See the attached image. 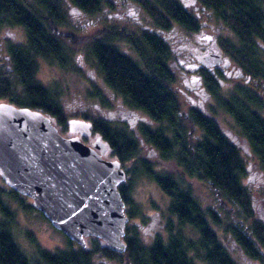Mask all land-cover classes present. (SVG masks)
<instances>
[{"label": "trees", "instance_id": "1", "mask_svg": "<svg viewBox=\"0 0 264 264\" xmlns=\"http://www.w3.org/2000/svg\"><path fill=\"white\" fill-rule=\"evenodd\" d=\"M132 1L147 13L154 28L135 31L104 24L93 33L76 36L66 31V8L91 14L106 6L113 8L114 3L110 0H0V30L19 25L25 33L24 41H7L2 46L4 54L0 55L6 60V66L0 68V100L39 108L51 116L57 127L67 128L68 118L60 101V91L38 79L37 67L39 59L66 67L72 63V54L64 40H69L71 45L85 43L84 54L95 62L104 86L118 95L125 106L142 111L144 116L136 124L140 138L123 123L114 124L100 116L88 118L84 114L82 117L90 121L92 130L109 145L120 164L135 157L133 166L146 169L168 196L165 237L156 234L148 244L141 239L137 223L129 221L140 214L139 206L134 205L137 210L125 209L128 221L124 226L123 251L113 250L98 237L88 236L87 246L79 244L77 248L53 251L40 248L39 257L47 264H92L95 252L103 259L100 264H196L197 261L238 264L213 227L223 225L245 257L264 264V222L256 216L253 198L243 181L246 163L215 115L219 107L232 118L264 170L263 97L240 84L222 95L216 76L206 73L204 84L216 107H211L209 113L194 106L184 111L173 87L176 70L172 43L177 37L176 24L194 32L199 29V20L179 0ZM198 1L204 6L209 21L218 27V46L245 76L260 79L264 84L263 0ZM118 42L126 43L135 57L123 51ZM90 95L97 97L100 105L109 106L102 89L94 88ZM141 139L156 148L163 160L172 159L181 168L182 176L204 182L221 208L232 212L236 206L243 217L237 216L236 223H224L211 206L201 205L181 176L154 170L138 156ZM118 189L126 205L130 185L121 183ZM3 192L0 186L1 208L5 206L1 200ZM11 192L16 194L13 189ZM185 226L196 235H187ZM0 264H34L14 235L1 224Z\"/></svg>", "mask_w": 264, "mask_h": 264}, {"label": "rangeland", "instance_id": "2", "mask_svg": "<svg viewBox=\"0 0 264 264\" xmlns=\"http://www.w3.org/2000/svg\"><path fill=\"white\" fill-rule=\"evenodd\" d=\"M119 0H113L117 3ZM264 2V0H263ZM192 9V8H191ZM200 11V8H198ZM68 12V23L66 24V31L72 32L78 36L82 33H93L97 31L102 25L107 24L115 28H125L129 30H139L143 27L154 28L151 18L142 9L138 3L132 0H124L120 7L115 8H101L100 10L91 14L77 11L73 8H66ZM190 10V8L188 9ZM206 12L201 11L199 14V22L203 23L209 20L206 19ZM203 26L202 30L197 32L200 34L217 33L215 28H210L208 24ZM175 26V25H174ZM175 35L181 36L180 40L186 39L187 36L190 39H194L196 31L192 32L176 24ZM25 33L21 26L14 25L11 27L3 28L0 30V47L9 42H22L24 41ZM175 37V38H177ZM173 38V37H172ZM64 43L71 49L72 63L66 67H59L56 64L48 62L46 59H39L37 67V77L49 88H57L60 91V101L64 107V113L67 118L80 117L84 114L88 118L95 116L104 117L111 120L114 124L123 123L127 128L133 130L137 135L136 124L140 118L144 116L143 112L137 109H132L125 106L121 98L107 89L104 86L101 74L95 65L92 58L85 56L84 46L85 43L79 45H71L69 40L65 39ZM182 41L175 40L173 50L175 52L173 58V67L175 72V81L173 87L178 93L181 100L182 109L185 111L190 106L199 108L200 110L209 113L211 107H216V103L213 97L209 94H203L202 96L194 94L188 90L185 80L187 75L181 71L180 59H182L181 52L178 53L179 46L181 47ZM120 48L126 53L135 57L134 52L124 42H118ZM4 49H0V53L4 54ZM232 62V61H231ZM233 63V62H232ZM6 66V60L0 55V68ZM237 74L226 77L222 76V80L226 84L221 83L220 91L222 95H227L229 89L233 88L236 84L246 86L252 90L258 92L264 99V87L263 82L260 79L254 78H240ZM7 73H5L6 75ZM10 77V74H7ZM237 76L239 78H237ZM94 88L102 89L106 99L109 102V106H102L98 102L97 97L90 95ZM191 99L194 101L191 102ZM264 116V109L262 110ZM219 123L223 127L226 133L232 138V140L238 146L246 163V172L243 177L244 183L249 189V193L253 198V208L256 216H258L264 222V170L256 158L251 152L247 140L242 135L240 129L233 122L232 118L219 107L216 108L215 113ZM59 128V127H58ZM59 130L67 135L70 134L68 128ZM96 136L90 135L92 139ZM104 155L105 158H114L112 150ZM138 156L147 162L154 170L171 172L174 175L181 176L182 179L188 183L192 189L193 194L200 200L203 207L211 206L221 217L224 223H236V217H243L242 212L236 206H233L232 212H229L219 206L218 199L215 198L213 192L202 181L196 178H187L182 176L181 168L172 160H163L159 151L140 140V148ZM135 157L130 160L121 162V166L126 173L125 182L130 185L128 192L129 203H126L125 209L137 210L138 205L140 214L130 218V222L137 223L138 234L145 243H150L152 238L156 234H160L165 237L167 230L165 228L166 222V206L168 202V196L160 189L158 184L151 178L142 168H135L133 166ZM133 166V167H132ZM0 186L4 192L2 198L7 203L3 202L7 206L10 214L8 215L7 223H11L13 226V233L16 242L21 246L23 251L33 259V248L30 243H35L40 248L48 250L64 249L67 247L77 248L79 244L74 240H69L63 231L55 228L50 224L48 219L40 216L37 212L32 211L29 203L31 198L27 195L16 192L9 193L11 188L6 185L0 177ZM7 188V189H6ZM230 205L229 203H227ZM168 216V215H167ZM248 221V218L245 219ZM15 224V227H14ZM215 231L219 237L226 243L231 255L237 261L238 264H262L259 261L248 259L244 256L239 246L232 240L227 232L223 230V225H213ZM23 230V232L21 231ZM184 232L187 235L195 236L196 233L192 231L189 226H185ZM88 237H85V246L90 244ZM101 240V239H100ZM102 241V240H101ZM32 255V256H31ZM38 255V253H37ZM39 256V255H38ZM101 255L92 254V264H100L102 262ZM41 264H47L43 260ZM87 264V263H86ZM90 264V263H88ZM196 264H204L201 261H197Z\"/></svg>", "mask_w": 264, "mask_h": 264}, {"label": "water", "instance_id": "3", "mask_svg": "<svg viewBox=\"0 0 264 264\" xmlns=\"http://www.w3.org/2000/svg\"><path fill=\"white\" fill-rule=\"evenodd\" d=\"M221 57L216 55V60ZM228 59L223 63L227 65ZM91 131L89 120L67 119ZM109 145L96 133L92 144L77 134H62L39 108L0 100V177L13 190L31 198L55 228L81 246L95 236L109 248H125L128 221L118 185L126 178L120 161L105 158Z\"/></svg>", "mask_w": 264, "mask_h": 264}, {"label": "flooded vegetation", "instance_id": "4", "mask_svg": "<svg viewBox=\"0 0 264 264\" xmlns=\"http://www.w3.org/2000/svg\"><path fill=\"white\" fill-rule=\"evenodd\" d=\"M179 1H180L183 8H186V9L190 8V10L194 13V15L198 19L200 18L199 14L201 11H204V6L201 5L198 0H179ZM110 2L114 3L113 0H110ZM123 2H124V0H119L117 3H114V6L120 7ZM114 6H113V8H115ZM104 8H108V7L106 6ZM198 8H200V11ZM206 19L209 20V18H207V16H206ZM206 22L207 21H205L204 23H203V21L199 22V29H198L199 31L203 29V26L206 24ZM207 24H208V26H210V28H215L216 32H217L218 27H215L213 22L210 21V23L207 22ZM198 30H196V32ZM216 34L217 33L213 32V33H208V34L204 35V34H200L197 32L194 39L189 40V38L187 36H185L186 39H184V40H180L181 36H178L176 38V40L183 42L181 44V47L179 46V50H177V52L178 53L181 52V55L183 57L182 59H180L179 62H180V64L182 63L181 67H180L181 71H183L187 75L188 80H185L187 88H188V90L192 91L194 94H197L200 96H202L203 94H209L207 92L206 86L204 84V74H206V73L213 74L214 76H216V78L220 84L221 83L226 84V82H224L222 80L223 79L222 76H224V74L226 77H229L231 75L235 76V74H237L238 71H239L238 76L240 78L243 77V78L248 80V77L243 74V72L241 71L239 66L235 62H233L232 59L229 56H227L222 51V49L218 46V44L216 42V36H217ZM1 48H2V46L0 47V49ZM216 55H219L221 58L219 59V61L211 63L212 61L216 60L215 59ZM226 59H228V63H227V65H224L223 63L225 62ZM218 72L221 74V76L217 75ZM238 76H237V78H239ZM226 85H228V84H226ZM262 87H264V84L262 85ZM193 101L194 100L191 99V102H193ZM141 119H143V118H140L139 121ZM67 128H68V126H67ZM71 128L74 129V131L70 132L68 130L70 134H77L80 137V139L87 144H92L94 142L95 137L92 139L89 137L90 135H92V133H93V135L96 134V132L93 131L92 128H91V131L89 133H86V134L83 133L82 127H80L77 124H72ZM7 190H5V192L9 195V192H8L9 190L8 191ZM1 200L3 202L7 203L5 199L1 198ZM29 205L31 206L32 211H35L40 216L45 217L39 209H37L36 207H34L31 204V202L29 203ZM2 206H3V204H2ZM9 214H10V212H9L7 206H3V208L0 207V224L2 226H6L9 230V232L14 235L13 226H11V223H7L8 222L7 219H8ZM14 227H15V224H14ZM21 231L23 232L22 229H21ZM29 245L32 246L33 254H35V256H33L34 261L36 263L40 262V264H41L42 259L37 255L38 249H40V247L38 245H36L35 243H30Z\"/></svg>", "mask_w": 264, "mask_h": 264}, {"label": "bare ground", "instance_id": "5", "mask_svg": "<svg viewBox=\"0 0 264 264\" xmlns=\"http://www.w3.org/2000/svg\"><path fill=\"white\" fill-rule=\"evenodd\" d=\"M125 175H126V173H125ZM125 179H126V178H125ZM124 182H125V180H124L123 182H121V183H124ZM121 183H120V184H121ZM120 184H119V185H120ZM119 185H118V188H119ZM118 190H119V189H118ZM120 195H121V194H120ZM124 203H125V202H124ZM125 206H126V205H125ZM71 240H72V239H71ZM77 243H78V242H77ZM78 244H79V243H78Z\"/></svg>", "mask_w": 264, "mask_h": 264}]
</instances>
